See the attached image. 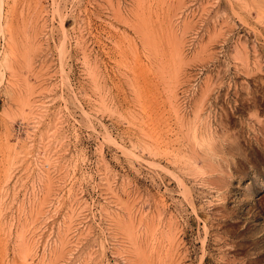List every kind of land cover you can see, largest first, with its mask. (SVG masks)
<instances>
[{"label":"rangeland","instance_id":"rangeland-1","mask_svg":"<svg viewBox=\"0 0 264 264\" xmlns=\"http://www.w3.org/2000/svg\"><path fill=\"white\" fill-rule=\"evenodd\" d=\"M0 264H264V0H0Z\"/></svg>","mask_w":264,"mask_h":264},{"label":"bare ground","instance_id":"bare-ground-1","mask_svg":"<svg viewBox=\"0 0 264 264\" xmlns=\"http://www.w3.org/2000/svg\"><path fill=\"white\" fill-rule=\"evenodd\" d=\"M195 129H196V128H195ZM196 132H197V131H196ZM198 132H199V131H198ZM199 133H200V132H199ZM194 134H196V133H194ZM196 135H197V134H196ZM196 135H195V136H196ZM199 136H200V135H199ZM209 136H210V135H209ZM195 138H196V137H195ZM206 139H207V138H206ZM206 139H205V140H206ZM210 140H211V138H210ZM197 141H198V140H197ZM197 141H195V142H197ZM199 141H200V139H199ZM201 141H202V140H201ZM203 141H204V140H203ZM193 142H194V141H193ZM211 142H212V141H211ZM202 146H203V145H202ZM206 146H207V145H206ZM204 147H205V146H204Z\"/></svg>","mask_w":264,"mask_h":264}]
</instances>
